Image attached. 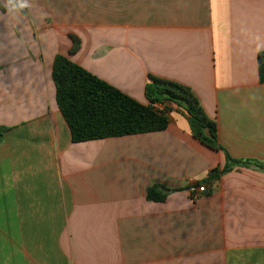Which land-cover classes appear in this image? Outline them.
<instances>
[{
	"label": "crops",
	"instance_id": "crops-1",
	"mask_svg": "<svg viewBox=\"0 0 264 264\" xmlns=\"http://www.w3.org/2000/svg\"><path fill=\"white\" fill-rule=\"evenodd\" d=\"M5 2L0 264H264V0ZM56 55L141 104L149 76L189 87L221 149L170 102L163 131L72 143ZM225 154L247 165L208 181ZM192 183L206 191L192 197ZM154 185L163 201L146 198Z\"/></svg>",
	"mask_w": 264,
	"mask_h": 264
},
{
	"label": "trees",
	"instance_id": "trees-1",
	"mask_svg": "<svg viewBox=\"0 0 264 264\" xmlns=\"http://www.w3.org/2000/svg\"><path fill=\"white\" fill-rule=\"evenodd\" d=\"M71 39L70 53L79 46L75 37ZM256 61L258 80L264 83V51L257 53ZM51 77L56 106L70 130L72 143L163 131L168 125L164 110L157 111L151 104L170 102L186 117L193 138L212 150L221 149L215 121L187 86L149 76L145 86L148 103L141 104L62 55L54 57ZM234 164L247 165L225 154L224 167L212 169L206 179L217 180ZM146 198L163 201L165 193L154 185L148 188Z\"/></svg>",
	"mask_w": 264,
	"mask_h": 264
},
{
	"label": "built area",
	"instance_id": "built-area-1",
	"mask_svg": "<svg viewBox=\"0 0 264 264\" xmlns=\"http://www.w3.org/2000/svg\"><path fill=\"white\" fill-rule=\"evenodd\" d=\"M151 107L154 108L157 111H163V104L161 103H152ZM187 191L188 193L192 196V197H196L201 193H204L206 191V187L205 185H197V184H189L187 187Z\"/></svg>",
	"mask_w": 264,
	"mask_h": 264
},
{
	"label": "clouds",
	"instance_id": "clouds-1",
	"mask_svg": "<svg viewBox=\"0 0 264 264\" xmlns=\"http://www.w3.org/2000/svg\"><path fill=\"white\" fill-rule=\"evenodd\" d=\"M10 12L29 8V0H6L4 5Z\"/></svg>",
	"mask_w": 264,
	"mask_h": 264
}]
</instances>
